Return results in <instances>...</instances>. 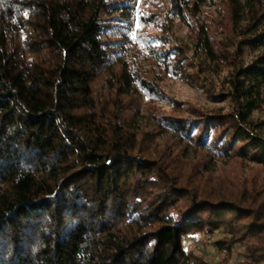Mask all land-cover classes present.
<instances>
[{
	"label": "trees",
	"instance_id": "trees-1",
	"mask_svg": "<svg viewBox=\"0 0 264 264\" xmlns=\"http://www.w3.org/2000/svg\"><path fill=\"white\" fill-rule=\"evenodd\" d=\"M135 3L126 46L128 1L0 0V264H264V0Z\"/></svg>",
	"mask_w": 264,
	"mask_h": 264
},
{
	"label": "rangeland",
	"instance_id": "rangeland-1",
	"mask_svg": "<svg viewBox=\"0 0 264 264\" xmlns=\"http://www.w3.org/2000/svg\"><path fill=\"white\" fill-rule=\"evenodd\" d=\"M128 1V6L126 8H122V10L115 15H111L110 19L112 20V23L115 26H120L121 29L116 28L115 29V36L118 37L121 40H125L126 38L124 36H127V43H125L126 46H130L128 42H130V39H133V34L135 31L136 27V19H135V1L136 0H125ZM186 29H184L183 32H185ZM184 35H182L183 37ZM198 60V59H196ZM207 78V86L212 90L211 95H207L204 90L202 89H197L193 88L185 83L180 82L179 80L176 79H171L168 78L164 81L163 83V88L164 90L174 99L183 102L186 106H191L195 108H219L222 106H227L226 101H221L218 99L219 95L224 91L222 88V84L220 80L215 77L214 75L207 73L206 74ZM214 97H217L214 98ZM257 116L261 119L264 120V110L263 112L261 111ZM145 123H148V127L152 128V126L155 124L154 120H143ZM156 125V124H155ZM161 140L163 142L170 141L171 143L175 142L178 144L177 137L174 136L173 131H168V130H162V133H160ZM187 143L182 142L179 144V148L182 146L184 147ZM187 146V145H186ZM188 156H197L198 158L200 157V153L191 145L187 146L186 152ZM208 170L213 172V174L220 176V175H230V178H234L237 173H234V170L232 169L231 165L227 163L224 160H218L215 158L209 157V162H208ZM254 174L252 173L251 168H246L245 176L252 178ZM178 221L181 222H190L191 219L189 218V215L184 213L180 216L177 217ZM187 247H195L197 254L199 256H205L208 261H217L222 259V256L218 254L216 249L213 246H207L204 247L202 245H197L192 243L189 246V243H186ZM241 261V257H237V261L233 260L231 264H239Z\"/></svg>",
	"mask_w": 264,
	"mask_h": 264
}]
</instances>
